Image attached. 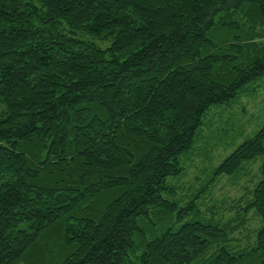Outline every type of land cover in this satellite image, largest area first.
<instances>
[{
  "label": "trees",
  "instance_id": "16d2710c",
  "mask_svg": "<svg viewBox=\"0 0 264 264\" xmlns=\"http://www.w3.org/2000/svg\"><path fill=\"white\" fill-rule=\"evenodd\" d=\"M254 23L264 0H0V264H264V125L213 173L263 157L236 223L169 183L207 111L264 75Z\"/></svg>",
  "mask_w": 264,
  "mask_h": 264
},
{
  "label": "rangeland",
  "instance_id": "374dc122",
  "mask_svg": "<svg viewBox=\"0 0 264 264\" xmlns=\"http://www.w3.org/2000/svg\"><path fill=\"white\" fill-rule=\"evenodd\" d=\"M253 25L248 31L241 27L236 29L238 34H242L240 41L245 48L248 47V51L264 46V27L257 23ZM99 43L105 47L109 41L99 40ZM3 107L1 105L0 116ZM202 121L194 147L182 157L184 174L169 179V183L175 187L174 199L181 205L195 199L202 219L215 217L224 222L235 219L236 223L241 217L239 206H244L252 198L251 192L263 177V157L246 163L240 172L231 176L213 180V173L226 157L264 125V75L247 84L233 101L212 106ZM246 217L247 223L235 233L237 240L233 245H247L248 236L253 239L254 232L262 225L261 218L254 211H250ZM60 240H54V243L61 244L63 241ZM60 253L57 252L54 260H50L43 253L38 256L31 248L30 254L36 257L31 264H41L40 260L57 264L63 256Z\"/></svg>",
  "mask_w": 264,
  "mask_h": 264
}]
</instances>
